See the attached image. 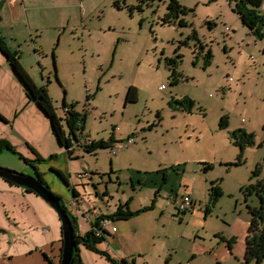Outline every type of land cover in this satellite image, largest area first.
I'll list each match as a JSON object with an SVG mask.
<instances>
[{"label": "rangeland", "instance_id": "rangeland-1", "mask_svg": "<svg viewBox=\"0 0 264 264\" xmlns=\"http://www.w3.org/2000/svg\"><path fill=\"white\" fill-rule=\"evenodd\" d=\"M175 4L179 7L176 18L169 13ZM49 13L44 19L32 17L43 28L37 35L33 29L30 37L21 23L23 31L9 43L19 51L22 67L35 84L46 87L57 116L65 119V100L84 119L79 140H72L75 161L70 166L72 181L80 190V206L77 202L66 205L77 221L85 223L84 215L92 218L93 212L114 214L120 200L133 213L147 206L145 212L110 226L124 237L118 242L122 254L139 264L145 255L152 264H163L167 253L177 250L182 254L193 236L204 246L216 238L219 246L226 247L219 236L234 220L244 236L249 214L243 193L249 185L264 182V39H257L241 23L234 2L82 0L80 6L79 0H64L61 8ZM56 15L60 17L57 22ZM174 79L178 82L172 83ZM130 86L137 90L135 102H125ZM23 98L20 88L0 67V114L10 123L0 127V142L14 151L0 152V167L33 174L24 159H34L29 148L35 150L33 143L46 123L35 110L25 108ZM184 98L193 105L182 101ZM15 115L20 119H14ZM222 119L227 122L225 129L219 127ZM239 125L255 135L254 143L244 148L240 164L236 160L239 149L229 135ZM50 128L45 131V144L50 141ZM111 137L122 142L132 138L134 144L115 155L110 148L86 153L80 145L85 140L108 141ZM68 161L65 153L51 164L65 173ZM183 163V181L188 185L182 184L178 197L188 186L199 208L182 218L165 189L158 195L159 190L142 186V179L132 184L131 175L137 171L168 173ZM208 164L212 169H204ZM40 166L49 191L70 198L71 186L49 172L47 165ZM83 171L90 172L91 179L83 181L75 175ZM253 173H259L258 178ZM213 180H217L221 196L211 205L208 189ZM105 186L112 196L106 206L101 201ZM247 202L258 207L255 195ZM79 249L86 264H110L100 254ZM177 260L178 256L172 264Z\"/></svg>", "mask_w": 264, "mask_h": 264}, {"label": "crops", "instance_id": "crops-1", "mask_svg": "<svg viewBox=\"0 0 264 264\" xmlns=\"http://www.w3.org/2000/svg\"><path fill=\"white\" fill-rule=\"evenodd\" d=\"M62 2H64V0H0V34L3 37V39L6 41L9 48L12 51H14L13 50L14 46L9 42H12L13 40L16 41L18 39V34H20V31H23L22 28L19 26L21 23H24L28 28L27 32L30 37H32L31 30L33 29L37 35L38 34L37 31H42L43 28L39 26L37 21L34 23V18L32 17L43 16L44 19L48 17V15L50 14L49 13L50 10L61 8ZM81 4H82V0H79V5L81 6ZM261 8H262L260 9L261 13L262 15H264L263 4ZM20 19L22 21H20ZM54 19L57 22L58 20H60V17L56 15ZM49 26L50 25H47L45 27H49ZM7 28H8V32H7ZM16 52L19 53L18 50H16ZM19 61L22 64L20 60V56H19ZM0 62H2V64H0V67L6 70L10 80L15 85V87L20 88L24 96L23 103L25 108H29L30 110L32 109L33 112L35 110L36 113L40 116V118L46 123L44 124L46 127L43 125L44 132L42 130V135L40 136V138L37 137L36 142L33 143L34 145L33 147L35 149L33 151L34 154L33 158H35V156L38 155L39 157L46 159L50 155H55L54 158L55 160L58 157V155H64L66 153L65 148L57 144L55 138L53 137L52 132L50 136L48 135L50 141H48L47 144H45V138H46L45 131H47L46 130L47 126L48 128L50 127L49 121L47 120L45 115L39 110V108L35 105V103L27 101L22 85L19 83V81L11 72L6 59L3 57L1 53H0ZM16 118L17 120H19L20 115L16 116L14 119ZM5 120L7 121V119ZM9 125L10 123L8 121L3 122L0 120V127L4 128ZM238 129H242L245 132L254 135L253 132H248L245 126L243 125H239ZM112 138H113V142L111 144H113L114 142L115 143L122 142L116 139L115 137ZM99 140H103V139H99ZM91 143L92 140L91 141L85 140L80 145L84 148V146H89ZM72 157L74 156L72 155ZM77 157H80V155H78ZM52 161L44 165L53 168L51 164ZM74 161L75 160L73 158L72 159L69 158V161L66 163L67 165V170L65 171L66 174L62 172L61 169L58 171H60L65 177L68 178L71 189H74L75 195L74 196L72 195L70 198H68L67 197L68 194H62L57 191L55 192L62 199L64 205L66 206L67 204H69L70 207L73 204H75V202H77L78 204V198L80 197V192H79L80 190L77 187V184L73 183L72 181L73 175L70 166L72 163H74ZM40 165L42 164H36V169L38 170L39 173H41L42 178L44 180V175L46 173L40 170L41 167ZM176 166H180L181 170L174 171L173 168ZM176 166L170 168V172L168 173L164 172V176L166 179L164 183H163V174H162L163 172L154 173L148 171L145 172L137 171L131 175L132 184L136 183L135 182L136 180L138 182L139 179H142L143 180L142 186H146L147 188H155L156 190L159 189L158 195L162 190L165 189L168 196L170 195L179 196V194L181 193L180 189L182 184L183 185H188V184H185V182L183 181L185 163L178 164ZM205 166H210V164ZM210 169H212V166H210L209 170ZM84 172L85 171H83L82 173ZM110 172H112L111 167H110ZM143 173L145 176L144 179H143ZM26 174L34 175V173L30 174V172H26ZM87 178L91 179L90 172L87 173V176L81 178V180L84 181V179ZM108 179L111 181V177L109 175H108ZM216 182L217 180H213L210 182V185L214 183V185L216 186L217 185ZM81 185L83 184L81 183ZM92 185H94V182L92 183ZM185 187L187 188V190H184L185 192H183L182 194H186L191 198L192 207L184 212H177V210L173 208L176 214L180 216V218H182L181 216H184L186 213L192 211L194 207L197 206L199 208L198 202L191 195L190 192L191 188H189L188 186ZM95 190H96V195H98L97 188H95ZM102 193L103 194L101 197V201L102 203H105L106 206L107 200L108 202L112 200V196L109 193L108 186L104 187ZM118 202H119L118 206L125 204L126 209L130 211L128 203L121 200ZM243 205L246 208L245 201ZM70 207L69 208L67 207L68 211L74 214L73 211L70 210ZM252 207H257V206H252ZM145 208H147V206L138 208L136 210L141 211ZM151 209L152 210L155 209V206H152ZM88 210H90V207L88 208ZM143 212L145 211H141L139 214ZM98 214L99 216L112 215L111 212L103 213L102 211H99V213L93 212V216H92L93 219L84 215L83 218L85 220V223L82 220L77 221L78 234L82 235L85 232H87L90 229L91 224L95 221ZM178 220L183 221L182 219L179 218ZM236 221L237 220H234L231 224H227V225L225 224L227 229L223 234H220L222 236H219L220 240L226 243V247L225 245L219 246V240H217L216 238L214 242L207 247L204 246L202 242L200 243V238H198L197 236H193V238H188L189 243L188 245L184 246V251L182 254H179L177 250L173 251L172 255L167 253L164 258L163 264H172V262L177 258V256H178V260L176 264H246L244 255H245V236L247 230L244 236H242V232H238L237 230V227L240 225H237ZM249 222H250V216L248 219V226H249ZM81 223L84 225L83 227L80 226ZM113 223H115V221H113ZM242 223L244 222H241V225ZM111 224H109L107 227V232L109 236H105V243H103L107 247L101 244L100 248L104 251H107L108 253L110 252L111 254L113 253L111 256L116 260L125 259L129 264L131 263L139 264L137 259H133L132 261H129L126 258V256L122 254V251L119 247L120 243L118 242H121V240L124 239V237L122 234L119 233V231L115 227H110ZM117 233H119V236L118 238H115ZM158 234H159V229H157L156 236H158ZM110 238L113 239L112 242ZM228 242H230V247H228ZM61 249H62L61 225L55 211L51 207H49L46 204V202L35 193L28 192L25 190V188L19 187L17 185H12L6 180L0 178V264H60ZM82 253L83 251L81 249L80 250L81 259H82ZM84 254L86 255V253ZM143 260L148 261V264H152V261L149 258H147V255H145L142 258V260H139L141 261V264H147V262ZM82 262L83 264H86V262L83 261V259ZM261 264H264V262H262Z\"/></svg>", "mask_w": 264, "mask_h": 264}, {"label": "trees", "instance_id": "trees-1", "mask_svg": "<svg viewBox=\"0 0 264 264\" xmlns=\"http://www.w3.org/2000/svg\"><path fill=\"white\" fill-rule=\"evenodd\" d=\"M229 2H234V12L238 15L241 23L254 35L257 39H264V15L261 13V5L263 0H228ZM178 6L175 4L169 8V13L173 17H177L176 13L178 11ZM0 53L6 59L8 66L22 85L25 96L28 102H33L39 108V110L45 115L49 121L51 130L57 143L64 147L68 158L72 159L73 150H72V140L78 141L81 132L83 131L84 122L80 119L79 114L73 110V105H67L65 100L62 101L63 110H67V115L65 119L59 118L55 112L52 100L48 94V91L44 85L38 86L22 67L19 61V53L12 51L7 45L6 41L0 34ZM172 63V61H170ZM172 75L174 72L172 71ZM178 80L174 79L172 83H177ZM137 100V90L136 88L130 86L127 88L125 95V102H135ZM188 105H193V101L187 98L182 99ZM189 110V109H187ZM17 115H15L16 117ZM0 120L7 122L1 115ZM64 122V124H63ZM66 129H65V127ZM227 122L222 119L219 127L225 129ZM67 130V132H65ZM230 139L234 146L239 149V155L237 157V163H241L242 153L246 146H250L254 143V135L247 133L242 129H237L230 132ZM113 138L111 137L108 141L104 140H94L89 146H84V151L86 153H94L99 149L110 148L113 144ZM115 143V142H114ZM6 149L9 152H14L13 149L7 145V143L0 142V152ZM32 152L33 149L29 148ZM55 155H50L46 159L35 156L33 160H25V164L30 165L33 168V173L36 175L38 181L43 184L48 190L49 187L46 185V182L43 180L41 173L36 169V164H48L50 161L54 160ZM210 166H205L204 169H209ZM49 172H55L61 178L65 185L70 186L68 178L65 177L60 171L49 167ZM174 171H180L181 167L176 166L173 168ZM86 172V171H85ZM84 172V173H85ZM84 173L76 174L77 177ZM163 174V183L165 182V176ZM259 173H253L254 178H256ZM8 182V181H7ZM10 183V182H9ZM12 184V183H11ZM14 185V184H12ZM24 188V187H23ZM28 192H32L29 189H26ZM72 195H75L74 189ZM159 190V189H158ZM34 193V192H33ZM55 198L59 199L62 208L65 210L74 232V251L71 258L70 264H83L80 254L79 247H83L93 253L100 254L104 256L110 264H129L125 259L116 260L111 257L107 251L99 249L102 242H105V235L108 233L106 229H101V219L107 217L113 221L116 220H127L128 218L139 214L141 211L130 212L126 209V205L117 206V210L114 214L109 216H97L95 221L91 224L90 229L84 234H78V223L75 216L68 211L67 207L62 204V199L59 196L51 193ZM244 201L246 203V209L250 216L249 226L245 236V263L246 264H261L264 262V182L257 181L255 185H249L245 188L244 191ZM255 195L258 199V207H252L247 203L248 197ZM221 196L220 190L217 186L213 184L210 185L208 189V202L211 205L217 201ZM146 209V208H145ZM209 209L206 207V212L208 213ZM100 230L102 235L97 237L95 232ZM228 247H230V242H228ZM132 264V263H131Z\"/></svg>", "mask_w": 264, "mask_h": 264}, {"label": "water", "instance_id": "water-1", "mask_svg": "<svg viewBox=\"0 0 264 264\" xmlns=\"http://www.w3.org/2000/svg\"><path fill=\"white\" fill-rule=\"evenodd\" d=\"M0 178L19 187L31 190L36 195L41 197L46 204L55 211L60 221L62 233L60 264H70L75 247L74 232L71 222L65 210L62 208L59 199L55 198L51 192L38 181L36 176L18 173L13 170L0 167Z\"/></svg>", "mask_w": 264, "mask_h": 264}, {"label": "built area", "instance_id": "built-area-1", "mask_svg": "<svg viewBox=\"0 0 264 264\" xmlns=\"http://www.w3.org/2000/svg\"><path fill=\"white\" fill-rule=\"evenodd\" d=\"M134 143V140L132 138H128L125 142H121V143H114L111 147H110V152L112 155L117 154L120 149L122 147H127L130 146L131 144ZM84 177L86 176V173L79 175V177ZM169 199L173 202L174 208L177 210V212H184L188 209H190L192 207V200L191 198L184 194L181 195L180 197L175 196V195H171L169 197ZM113 221L109 218H102L100 223H101V229H106V227H108L109 224H111ZM95 235L97 237H100L102 235V232L100 230H98L97 232H95Z\"/></svg>", "mask_w": 264, "mask_h": 264}, {"label": "clouds", "instance_id": "clouds-1", "mask_svg": "<svg viewBox=\"0 0 264 264\" xmlns=\"http://www.w3.org/2000/svg\"><path fill=\"white\" fill-rule=\"evenodd\" d=\"M65 111H67V110H65ZM127 139H128V138H127ZM127 139H126V140H127ZM122 143H123V142H122ZM113 144H114V143H113ZM108 149H109V148H108ZM85 173H86V176H87V173H88V172H85ZM84 177H85V176H84ZM175 196H176V195H175ZM106 218H107V217H106ZM112 221H113V220H112Z\"/></svg>", "mask_w": 264, "mask_h": 264}]
</instances>
